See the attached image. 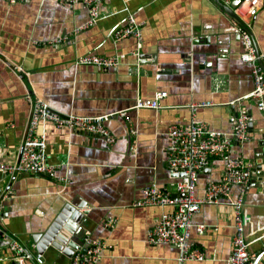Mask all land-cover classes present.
I'll use <instances>...</instances> for the list:
<instances>
[{"label":"crops","instance_id":"obj_1","mask_svg":"<svg viewBox=\"0 0 264 264\" xmlns=\"http://www.w3.org/2000/svg\"><path fill=\"white\" fill-rule=\"evenodd\" d=\"M223 1L232 5L236 0ZM131 12L143 22L140 50L133 37L121 41L113 37ZM241 14L258 47L264 49V0L253 15ZM88 17L82 4L28 0L10 5L0 0V163L17 162L34 100L64 114H117L106 123L116 136L113 145L95 134L40 123L39 131L47 136L48 160L66 181L25 172L4 174L0 180L3 234L32 252L34 258L25 264H71V257L52 245L42 250V262L36 256L37 239L65 205L72 204L88 213L86 233L112 245L99 264H178L176 246L154 245L147 238L168 208L131 204L153 183L175 192L176 179L167 166V131L172 124L190 121L191 102L210 101L212 105L197 110L198 118L221 131L230 130L233 113L247 109L252 116L251 140L235 143L229 155H242L252 163L262 159L264 110L250 96L253 77L251 67L241 59L236 20L214 0H104L99 22L75 34ZM64 35L69 36L64 43H49ZM91 53L125 57L110 69L76 65L77 58ZM158 91L168 94L162 109L133 108L139 96L153 98ZM121 110H127L126 117L119 115ZM131 125L137 127L134 134ZM223 166V159L214 158L199 172L198 197L204 196L209 181L221 178ZM245 206L255 224H264V176L254 168ZM109 217L118 218L112 229L104 226ZM193 221L208 226L203 233L192 231V240L206 259L185 264H228L232 208L205 203ZM252 230L253 226L247 228L249 251L258 255L264 250V237L254 240L260 233L253 235ZM0 264H16L14 254L1 245ZM257 264H264V256Z\"/></svg>","mask_w":264,"mask_h":264},{"label":"built area","instance_id":"obj_2","mask_svg":"<svg viewBox=\"0 0 264 264\" xmlns=\"http://www.w3.org/2000/svg\"><path fill=\"white\" fill-rule=\"evenodd\" d=\"M28 0H7L10 5ZM61 4L74 6L82 4L88 11L89 17L86 23L74 30L78 34L82 30L96 25L101 18V6L104 0H58ZM262 0H239L236 6V14L241 22H235V31L242 41L241 59L251 67L254 88L250 96L255 98L258 108L264 110V49L257 45L255 37L250 30V25L242 19V12L253 15L255 9ZM113 37L121 41L127 37L136 40L138 49L142 48L144 41L143 22L139 21L135 12L129 13L125 25L118 26L113 31ZM69 39V36H59L52 40L51 44H61ZM137 55H140L137 52ZM124 54L102 56L97 54H85L76 60V65H93L100 69H110L119 66ZM142 57V55H141ZM166 91L156 92L153 98L138 97L134 109L142 108L162 109V100L167 97ZM30 98V94L27 95ZM212 105L210 101L191 102V119L187 124H172L167 131L169 144L167 147V166L170 174L176 179L175 192L172 193L162 188L157 183L147 186L143 190V196L131 206H161L168 208L158 219L153 228L148 232L149 243L170 244L180 250L178 264L187 261H203L205 252L192 240V231L196 228L200 233L205 232L208 226L196 224L193 221L194 213L202 204H226L233 210V247L227 260L228 264H253L258 255L249 251L251 240H248L247 228L253 226L251 233L258 234L254 240L264 237V224H255L245 206V195L252 179L253 163L242 155H229L230 149L235 143L243 144L251 140L252 116L250 112L242 108L233 113L229 122L230 130L221 131L213 129L209 124L198 118L197 110L201 107ZM30 115V121L26 135L22 142L20 154L15 163H0V180L5 174L13 172H25L37 176H44L55 181H66V178L58 176L57 167L48 160L47 136L39 131L41 122L52 123L57 128L74 132L85 131L101 136L108 145L116 142V136L110 131L106 123L115 113L100 114L95 116H83L76 114H64L52 108L43 100H36ZM119 115L126 117L127 110H121ZM131 122V121H130ZM134 134L137 127H133ZM214 158L223 159L224 166L219 180H211L202 197L196 194V185L199 172L208 168ZM234 189L238 192L234 194ZM118 218L109 217L104 226L112 229L116 226ZM0 245L8 248L16 260V264H25V261L33 259L32 252L16 238L4 235L0 227ZM112 245L103 238H94L89 232L81 239L80 247L71 255V264H99L105 251ZM38 252V251H37ZM43 253H37V260L42 262Z\"/></svg>","mask_w":264,"mask_h":264},{"label":"water","instance_id":"obj_3","mask_svg":"<svg viewBox=\"0 0 264 264\" xmlns=\"http://www.w3.org/2000/svg\"><path fill=\"white\" fill-rule=\"evenodd\" d=\"M229 16L234 18L235 22H241L239 16L233 11V6L239 3L236 0L232 5H227L223 0H214ZM264 67V64H263ZM35 100L33 101V105ZM27 134V133H26ZM25 134V135H26ZM262 159H256L253 162V168L264 176V151H262ZM260 156V157H261ZM19 161V160H18ZM82 206V205H80ZM82 207H77L72 204H66L64 209L56 216V218L51 222L48 228L43 234L37 239V248L39 252L43 253L44 249L48 245H52L63 253L71 257L74 250L80 247L81 239L86 233L84 226L86 225L88 213L81 209ZM0 227L4 232L3 226ZM43 250V251H42ZM264 256V250L258 254L253 264L257 262Z\"/></svg>","mask_w":264,"mask_h":264}]
</instances>
